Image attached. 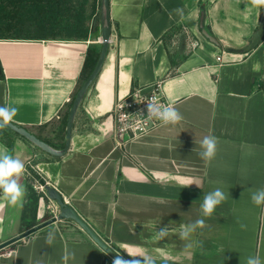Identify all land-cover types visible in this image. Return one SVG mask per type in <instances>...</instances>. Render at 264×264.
<instances>
[{"label": "crops", "instance_id": "crops-1", "mask_svg": "<svg viewBox=\"0 0 264 264\" xmlns=\"http://www.w3.org/2000/svg\"><path fill=\"white\" fill-rule=\"evenodd\" d=\"M70 1L69 14L57 12L54 0L0 5V107L17 108L10 123L57 151L85 54L100 50V0ZM108 9V51L76 111L66 154L51 157L0 129V150L25 165L19 182L26 189L30 174L38 176L118 256L143 249L164 264L160 249L167 264H247L256 255L264 262V204L252 202L253 193L264 189V36L253 50L242 51L264 21V8L248 0H108ZM73 16L87 31L85 40L57 33L70 27ZM202 22L218 45L202 35ZM158 81L183 120L117 148L110 118L115 102ZM102 129L111 131L105 136ZM209 134L217 148L206 164L199 141ZM194 178L203 188L188 186ZM216 188L226 199L203 217L204 195ZM26 200L27 189L23 207ZM50 203L39 196L34 214L22 219L23 207L0 200V245L51 219ZM197 219L204 220L192 236L198 246L186 252L180 225ZM165 226L169 234L155 239ZM49 231L55 232L51 245ZM66 251L75 255L65 262ZM0 264L112 259L73 222L62 221L0 251Z\"/></svg>", "mask_w": 264, "mask_h": 264}, {"label": "clouds", "instance_id": "clouds-1", "mask_svg": "<svg viewBox=\"0 0 264 264\" xmlns=\"http://www.w3.org/2000/svg\"><path fill=\"white\" fill-rule=\"evenodd\" d=\"M248 3L253 8H264V0H248ZM15 107H0V129L7 127L17 114ZM158 120L163 125H176L183 120L182 114L172 104H161L155 98H152L147 103V116L144 123ZM106 136L111 129H102ZM202 151L199 152L200 158L207 164L216 154L217 138L211 134L205 135L199 141ZM25 173V165L22 160L14 158L5 151L0 150V200L7 202L10 207H23L24 197L26 194L25 187L19 182L20 177ZM195 184L198 188H203V181L199 178L190 179L188 186ZM226 196L220 188L208 192L204 195L203 202L200 205V213L203 217H210L215 211L216 207L220 205ZM252 202L260 206L264 204V189H259L252 195ZM5 207L0 204V209ZM204 226L203 219H197L194 222L180 225L179 238L186 241L184 250L186 252L198 246V242L192 239L193 234L198 228ZM243 228L244 225H241ZM168 227L165 226L156 232L155 239H163L168 235ZM55 239V232L49 231L46 237V243L51 245ZM159 256L163 258L164 264H167V254L160 249H157ZM74 253L65 252L63 260L66 262L69 257L74 258ZM127 257V258H126ZM125 256H113L112 264H157V257L151 255L147 250L137 249L135 251H128ZM247 264H264L259 255L249 256Z\"/></svg>", "mask_w": 264, "mask_h": 264}, {"label": "water", "instance_id": "water-1", "mask_svg": "<svg viewBox=\"0 0 264 264\" xmlns=\"http://www.w3.org/2000/svg\"><path fill=\"white\" fill-rule=\"evenodd\" d=\"M201 26V25H200ZM99 28H100V50L98 53V57L96 63L87 76V78L83 81V83L79 86L76 94L71 102L70 109L67 114L66 124H65V139L64 145L61 150H54L50 148L44 142L38 140L35 136L27 132L25 129L20 128L12 123H10L7 127L10 131L14 132L15 134L19 135L20 137L27 140L29 143L40 149L42 152L50 155L54 158H62L66 152L68 151L71 139V129L74 121V117L76 111L86 94L89 87L92 85L96 77L98 76L101 67L103 65L104 59L106 57L109 40H110V19H109V9H108V0H100L99 6ZM202 35L212 44L218 45L216 40L209 36L206 32H202ZM264 36V21L260 24V26L256 29L253 33L249 44L242 50L243 53H247L253 50L259 42L262 40ZM45 196L46 199L50 202H53L57 207V215L45 221L30 230L16 236L15 238L3 243L0 245V251L3 249L19 242L20 240L24 239L25 237L41 230L51 224L56 222L62 221H70L73 222L82 232H84L106 255H108L111 259L113 256H118L115 252H113L104 242H102L98 236L94 233V231L75 213V211L64 201L63 197L53 188L46 187L45 188Z\"/></svg>", "mask_w": 264, "mask_h": 264}, {"label": "built area", "instance_id": "built-area-1", "mask_svg": "<svg viewBox=\"0 0 264 264\" xmlns=\"http://www.w3.org/2000/svg\"><path fill=\"white\" fill-rule=\"evenodd\" d=\"M194 44L192 47L194 48ZM216 61L221 63V58L217 57ZM155 98L161 104H169L162 94L161 82H154L146 88H132L124 97L117 100L110 112L112 121V141L117 148L136 138L150 133L153 129L162 124L158 120L144 123L147 116V103ZM47 184L43 182H34L32 185L33 191L40 196L46 198L45 188ZM50 202V201H49ZM48 214L51 218L56 217L57 207L53 202L47 206Z\"/></svg>", "mask_w": 264, "mask_h": 264}, {"label": "trees", "instance_id": "trees-1", "mask_svg": "<svg viewBox=\"0 0 264 264\" xmlns=\"http://www.w3.org/2000/svg\"><path fill=\"white\" fill-rule=\"evenodd\" d=\"M54 1L56 3L57 12H64L66 14H69L70 12L71 13L74 12V5L72 4V1H70V0H54ZM26 2H27V0H25V3ZM1 3H2V0H0V5H1ZM74 17L75 16L72 17L70 27H68L66 30L59 31L57 33L61 34V36L63 38H66V39L85 40L87 37V31H85L83 29H78V26H77L78 22L74 21V19H75ZM200 25H201L200 26L201 32L204 31L209 36H211L209 34V32H207V28L203 26V22ZM98 53L99 52H97L91 48H89L87 50V52L85 54L84 62H83V65H82V68H81V71L79 74V78H78V88L83 83V81L87 78V76L89 75L91 70L93 69V67L96 63L97 57H98ZM261 89L264 90V86H262ZM75 94H74V96H75ZM74 96H73V98H74ZM70 105H71V103H70ZM66 117H67V115L64 116L63 126L65 125ZM30 176H31L32 180H30L28 182L27 187H26V189H27V200H26V204L22 210V219H25L26 215L29 213L34 214L36 207H37L39 195L33 191V189H32L33 183L36 181V182H40L43 184V181L38 176L34 175L33 173L30 174ZM49 219H50V217H45L44 221H47Z\"/></svg>", "mask_w": 264, "mask_h": 264}]
</instances>
